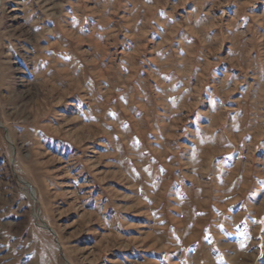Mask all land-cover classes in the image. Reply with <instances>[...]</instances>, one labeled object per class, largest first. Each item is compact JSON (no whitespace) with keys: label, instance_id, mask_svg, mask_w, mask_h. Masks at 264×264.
<instances>
[{"label":"rangeland","instance_id":"rangeland-1","mask_svg":"<svg viewBox=\"0 0 264 264\" xmlns=\"http://www.w3.org/2000/svg\"><path fill=\"white\" fill-rule=\"evenodd\" d=\"M0 264H264V0H0Z\"/></svg>","mask_w":264,"mask_h":264},{"label":"water","instance_id":"water-1","mask_svg":"<svg viewBox=\"0 0 264 264\" xmlns=\"http://www.w3.org/2000/svg\"><path fill=\"white\" fill-rule=\"evenodd\" d=\"M28 186L30 187V185L28 184ZM45 227H48L47 225L43 224ZM49 230H51L49 227H48Z\"/></svg>","mask_w":264,"mask_h":264}]
</instances>
